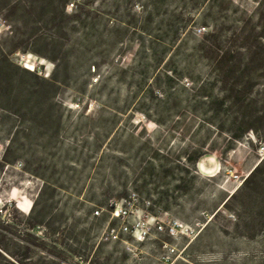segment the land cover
<instances>
[{"label": "rangeland", "instance_id": "374dc122", "mask_svg": "<svg viewBox=\"0 0 264 264\" xmlns=\"http://www.w3.org/2000/svg\"><path fill=\"white\" fill-rule=\"evenodd\" d=\"M0 145V235L58 230L67 264H264V0H0ZM132 194L192 231L112 236Z\"/></svg>", "mask_w": 264, "mask_h": 264}, {"label": "trees", "instance_id": "16d2710c", "mask_svg": "<svg viewBox=\"0 0 264 264\" xmlns=\"http://www.w3.org/2000/svg\"><path fill=\"white\" fill-rule=\"evenodd\" d=\"M233 63L229 58H222V62ZM235 67H238V64H234ZM233 79L230 84L232 86L229 88L230 94L227 96L226 101L232 103L234 106H239L240 110H246L249 107V103L246 104L247 96L245 95L244 90L237 89V86H241L242 80L239 77H236V74L230 76ZM228 79L229 76H228ZM236 79V81H235ZM256 123H261V119H256ZM255 132L257 129L254 126H249ZM230 138L232 140H240L242 136L235 135L233 132L229 131ZM264 161H262L250 174L254 176L259 167ZM247 181L244 182L243 185H246ZM242 185V186H243ZM35 209V204L33 205L29 216L26 218L27 220V229L33 230L37 224L33 223V211ZM57 234H61L58 230H52L45 234L44 239L50 241L52 245H48L47 242L42 241L30 234H25L23 236L9 233V235H0V264H67V259L65 257L64 252H60L57 249V245H59L60 237L56 236ZM72 245H79L78 239L73 230L68 231L65 236ZM39 241V243H37ZM72 245L65 243V249L67 253L72 257H80L87 258L88 252L90 248L85 246L84 248H74ZM34 257H38V261L35 263H30V260ZM29 260V261H28Z\"/></svg>", "mask_w": 264, "mask_h": 264}, {"label": "built area", "instance_id": "2783aa9c", "mask_svg": "<svg viewBox=\"0 0 264 264\" xmlns=\"http://www.w3.org/2000/svg\"><path fill=\"white\" fill-rule=\"evenodd\" d=\"M75 3L67 6L72 10ZM205 31V28L202 29ZM4 155V148L0 145V160ZM137 194H132L129 199L113 201L110 204L109 213L112 219L121 221L120 227L111 229L110 234L117 237V233L130 235L138 242H145L154 231L158 234L165 233L170 237L178 238L179 236H188L192 231L190 226L184 225L178 220H162L147 211L139 210L136 205ZM94 215L99 216L100 211L96 210Z\"/></svg>", "mask_w": 264, "mask_h": 264}, {"label": "bare ground", "instance_id": "6f19581e", "mask_svg": "<svg viewBox=\"0 0 264 264\" xmlns=\"http://www.w3.org/2000/svg\"><path fill=\"white\" fill-rule=\"evenodd\" d=\"M43 64V63H42ZM29 70H32V67H28V66H26Z\"/></svg>", "mask_w": 264, "mask_h": 264}]
</instances>
